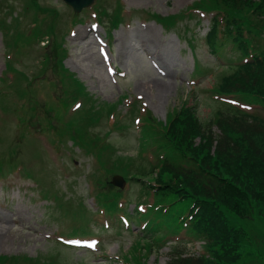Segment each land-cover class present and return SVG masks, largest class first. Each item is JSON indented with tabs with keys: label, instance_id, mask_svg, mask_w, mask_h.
Segmentation results:
<instances>
[{
	"label": "rangeland",
	"instance_id": "1",
	"mask_svg": "<svg viewBox=\"0 0 264 264\" xmlns=\"http://www.w3.org/2000/svg\"><path fill=\"white\" fill-rule=\"evenodd\" d=\"M28 1L5 0L0 12V77L5 65L9 64L5 56L13 45L15 23H18L19 33L29 34L34 23L38 34H42L39 41L24 38L20 43L15 42L18 57L10 62L14 69L9 75L14 80L18 77L17 83L14 87H8L7 82L0 83V166L4 170L17 169L16 173L0 176V254L55 255L61 264H101L107 260L112 264H127L122 257L130 253L129 261L133 264L144 258L148 264H165L175 245H186L191 253L201 251V241L175 243L177 238L182 241L194 238L185 232L171 238L174 230L168 225H173L181 202L170 206L167 213H158L163 202L140 189V182L124 186L126 201L123 207L130 213L134 211L135 202L142 201L140 208L149 212L145 218L146 226H141L149 232L145 238L139 232L138 215L128 216L123 208L108 212L107 216L98 212L89 177L94 182L103 176L99 170L103 173L104 168L98 170L92 158L98 144L90 146L85 134L97 135L100 140L107 137L113 153L137 165L148 160L147 156L141 157L138 153L139 123L136 118L144 109L156 119L164 120L168 111L186 102L195 105L200 120H208L222 105L207 89L219 75L229 71L226 58L236 56L234 51H226L229 56L220 61L209 50L204 36L210 15L182 17L177 14L195 0H120L125 9L136 12L130 18L125 17L123 24L111 28L108 19L100 18V15V24L94 23V8L84 12L85 7L74 14L62 0H37L39 6L24 9ZM101 2L111 16L116 0ZM145 10L161 16L176 14L177 17L169 28L164 29L154 20L147 19ZM73 17L82 21L70 24ZM50 25H55L52 33L55 45L50 44ZM44 38H48L49 43L43 47ZM58 42L66 50V56L61 60V55L52 52ZM42 51L46 55L41 54ZM194 57L207 69L200 76L193 74ZM55 63L57 68L61 63L81 85L75 80L63 84L61 74L54 70ZM44 73L46 78L39 80L38 76ZM156 84H162L164 89L159 90ZM21 88L27 91L18 101L17 91ZM77 89L79 93H76ZM15 92L19 96L16 97ZM79 94L87 95L89 100L86 102L82 96L85 102L77 110L72 102ZM121 95L127 98L118 106L115 118L117 122L127 123L125 127L111 126L113 119L107 120L106 113L97 121L83 125L79 118L83 108L102 107L100 103L95 107L90 100L118 102ZM133 99L137 100L138 110L132 119L128 109ZM17 116L24 121L16 125ZM72 124L78 133L85 130V134L78 135L81 143L87 141L85 147L73 133ZM111 170L106 177H100L99 188L103 179L110 180L118 173ZM86 217H90L87 228L96 235L72 234L73 224L85 227L83 220ZM123 221L130 224L121 225ZM229 224L244 232L240 263L264 264L261 217L231 216ZM157 233H166V238L171 239L159 248L153 244L150 254L145 257L149 241H152L150 234L155 236ZM73 236L81 240L96 239L97 242L90 250L61 243ZM78 245L82 246L83 242Z\"/></svg>",
	"mask_w": 264,
	"mask_h": 264
},
{
	"label": "trees",
	"instance_id": "2",
	"mask_svg": "<svg viewBox=\"0 0 264 264\" xmlns=\"http://www.w3.org/2000/svg\"><path fill=\"white\" fill-rule=\"evenodd\" d=\"M4 1L0 0V12ZM36 6H39L37 0H29L23 7L32 10ZM96 8L100 18L108 19L111 28L124 20L120 4L115 5L111 16L101 0L97 1ZM194 10L212 12L210 29L205 37L212 52L220 56L226 45L240 51L237 64L229 66V71L219 75L209 91L220 96L249 98L252 103L264 105V43L261 44V40H264V0H195L177 14L184 17V13ZM145 12L164 29L169 28L177 17L176 14L161 16ZM53 29L55 25L48 26L50 44L55 45ZM12 32L14 53H17L15 42L20 43L24 38H37L39 41L42 37L34 23L29 34L19 33L18 23H15ZM189 42L192 45L191 39ZM252 43L254 53L250 52ZM61 44L58 42L52 50L56 56L61 55L60 60L66 56L65 47L61 48ZM43 55H46L45 51ZM43 58L47 60V57ZM58 66L55 63L54 70L61 74L63 84L75 80L61 63ZM7 68L10 69V64ZM195 69L196 73L202 72L199 66H195ZM76 82L81 85V82ZM75 91L79 93L78 89ZM82 96L86 102L89 100L87 95L81 94L75 98ZM90 101L94 106L97 103ZM99 102L103 104L99 109L83 108L79 118H82L84 126L97 121L103 113L108 114L118 104ZM219 104L222 106L205 122L198 117L195 105L186 102L168 111L165 121L156 120L148 112L143 118L145 125L139 132L138 153L141 155L144 150L153 148L150 151L155 157L152 163L143 161L136 165L132 160H124L110 150L106 137L100 140L97 135L87 136L85 130L80 132L85 134L90 146L98 144L93 156L106 173L114 169L127 180L140 182L142 190L151 193L158 201L166 202L169 207L181 202L177 213L187 209L191 213V229L204 237L212 258L193 255L186 248H174L165 264H244L240 263V244L244 232L230 226L225 214L230 212L246 219L260 216L264 224V119L237 112L225 101ZM125 125L121 122L118 124ZM71 129L79 139L80 133L76 132L75 124ZM86 144L85 140L81 143L83 147ZM2 170L0 166V172ZM103 181L96 194L97 204L106 212H113L118 208L123 194L106 178ZM181 226L174 220L172 228L178 230ZM77 231L73 230L75 233ZM261 255L264 258V252ZM123 257L126 262L131 259L128 255ZM0 264L61 262L55 255L22 257L0 254Z\"/></svg>",
	"mask_w": 264,
	"mask_h": 264
},
{
	"label": "water",
	"instance_id": "3",
	"mask_svg": "<svg viewBox=\"0 0 264 264\" xmlns=\"http://www.w3.org/2000/svg\"><path fill=\"white\" fill-rule=\"evenodd\" d=\"M66 3L72 6L75 11H79L81 8L88 6L93 0H64ZM124 179L120 175H114L111 179V183L119 187H123Z\"/></svg>",
	"mask_w": 264,
	"mask_h": 264
},
{
	"label": "bare ground",
	"instance_id": "4",
	"mask_svg": "<svg viewBox=\"0 0 264 264\" xmlns=\"http://www.w3.org/2000/svg\"><path fill=\"white\" fill-rule=\"evenodd\" d=\"M156 87H157L159 90L164 89V86H163L162 84H156Z\"/></svg>",
	"mask_w": 264,
	"mask_h": 264
}]
</instances>
